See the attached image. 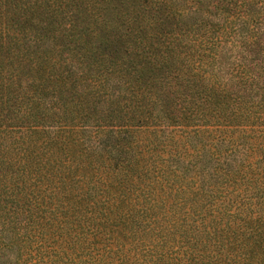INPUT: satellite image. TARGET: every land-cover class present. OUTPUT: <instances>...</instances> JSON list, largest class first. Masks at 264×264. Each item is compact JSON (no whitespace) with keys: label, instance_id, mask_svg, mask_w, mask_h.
<instances>
[{"label":"trees","instance_id":"trees-1","mask_svg":"<svg viewBox=\"0 0 264 264\" xmlns=\"http://www.w3.org/2000/svg\"><path fill=\"white\" fill-rule=\"evenodd\" d=\"M0 264H264V0H0Z\"/></svg>","mask_w":264,"mask_h":264}]
</instances>
